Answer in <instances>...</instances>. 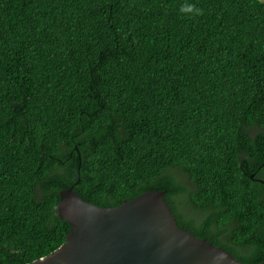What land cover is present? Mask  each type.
Returning a JSON list of instances; mask_svg holds the SVG:
<instances>
[{
  "label": "trees",
  "instance_id": "1",
  "mask_svg": "<svg viewBox=\"0 0 264 264\" xmlns=\"http://www.w3.org/2000/svg\"><path fill=\"white\" fill-rule=\"evenodd\" d=\"M71 185L163 191L179 227L263 261L264 0H0V264L63 243Z\"/></svg>",
  "mask_w": 264,
  "mask_h": 264
},
{
  "label": "water",
  "instance_id": "2",
  "mask_svg": "<svg viewBox=\"0 0 264 264\" xmlns=\"http://www.w3.org/2000/svg\"><path fill=\"white\" fill-rule=\"evenodd\" d=\"M55 209L69 224L63 243L26 264H250L179 227L160 190L101 207L71 185Z\"/></svg>",
  "mask_w": 264,
  "mask_h": 264
}]
</instances>
